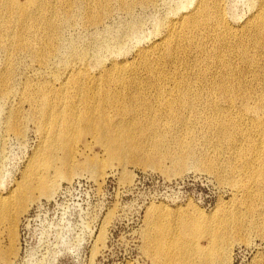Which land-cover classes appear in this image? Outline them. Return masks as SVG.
Segmentation results:
<instances>
[{
  "label": "rangeland",
  "instance_id": "374dc122",
  "mask_svg": "<svg viewBox=\"0 0 264 264\" xmlns=\"http://www.w3.org/2000/svg\"><path fill=\"white\" fill-rule=\"evenodd\" d=\"M257 16L33 0L0 19V264H264Z\"/></svg>",
  "mask_w": 264,
  "mask_h": 264
},
{
  "label": "bare ground",
  "instance_id": "6f19581e",
  "mask_svg": "<svg viewBox=\"0 0 264 264\" xmlns=\"http://www.w3.org/2000/svg\"><path fill=\"white\" fill-rule=\"evenodd\" d=\"M32 5H33V0H25L24 2L23 1L19 2L17 0H0V10L3 9V12L0 14V19L1 21H8L16 17L17 15L24 16L32 7ZM202 16H203L202 9H199L195 12V19ZM196 24H197V20L194 22V24L190 25V28L193 29L195 27L194 25ZM250 28L264 29V17L257 16L256 20L251 24ZM166 41H170V40L166 39ZM158 94H160L158 105L164 110H167L174 105H177L179 107H183L185 105V102L182 101L184 99V97H182L183 95H181L180 98H177L176 100H168L163 98V96H166L165 92L159 91L157 95ZM218 105L219 104H217L216 106ZM262 128L264 130V126ZM262 128H260V131H262ZM257 131L259 130L257 129ZM250 148L254 149L256 154L261 155V152L257 150L258 147L256 144L251 143ZM262 154H264V152Z\"/></svg>",
  "mask_w": 264,
  "mask_h": 264
}]
</instances>
